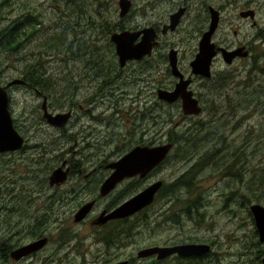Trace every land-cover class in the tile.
<instances>
[{
  "label": "rangeland",
  "instance_id": "obj_1",
  "mask_svg": "<svg viewBox=\"0 0 264 264\" xmlns=\"http://www.w3.org/2000/svg\"><path fill=\"white\" fill-rule=\"evenodd\" d=\"M38 1L29 0L30 12L37 17L43 15L39 24L41 27L36 34L30 36L26 41V45L29 47L16 51V47H7L5 46L6 40L0 39V80L3 86L7 82H13L14 79H21L22 77L30 84L28 88H14L10 95L11 110L8 105L13 125L16 122L19 129L25 130L29 134L25 152L0 158V236L2 235L0 264H16L11 259L9 262L2 256L1 241L2 243L6 242L2 228L12 227L11 235H14L18 233L14 227L17 224L18 227H26L29 233L32 232L36 225L46 220L43 215L35 217L31 213L39 208H41L40 213H48L49 218H51L50 221H55L56 225H59L58 230L52 232V245L49 248L48 256L54 253L53 249L61 248L63 240L60 237L63 235L66 237V241L63 242L66 243L64 250L67 254L61 258L53 255V259L67 262V264H107L105 263L106 259L101 256L104 251L99 252L103 246L96 242L98 233L87 225L74 223V220L75 222L81 221H76V215L80 211L73 215L74 218L71 215L74 209L86 198V195L78 189H76L77 194L73 195L72 189L67 186L54 191L48 185V178L53 173L50 169L55 165L57 159H54L51 154L41 153L34 147V143H38L41 137L34 133L32 127L33 120L30 114H34L37 108L34 105V92L31 87L36 84V79L39 78L40 73L43 82L52 84V89H58L55 84L66 81L83 89L80 83L77 84L79 70L83 74H87L91 70L96 72L100 69L110 68V75H112L114 52L108 41L109 32L121 29L132 16L137 22L156 21L157 15L162 14L163 17L167 15L162 9L163 6L168 7L171 4L166 1L161 4L159 3L160 0H129L131 2L129 13L127 12L123 17H120V0H56V3L55 0H48L45 5L41 6L40 14H38L39 9L34 3ZM214 1H217L216 4L219 7L222 6L224 10L223 19L218 17L219 26L221 25L222 29L219 28L218 39L214 43L218 45L221 42L223 44V41L219 39L223 34H227L228 42L240 41L247 45L248 49L253 51V58L249 60L240 58L233 62V65L223 63V68L226 67L225 76L221 78L216 76L210 84L211 87L206 91L207 99H209L215 90V86H218L221 88L220 95L212 97L204 113L196 118L182 121L180 114L163 113L155 101L152 108L140 107L138 111L132 112L135 118L132 117L130 124L137 135L143 130H148V132L155 134V138H161L160 144L164 143L165 146L168 139L170 143H174V150L170 153L169 161L160 169L164 181L170 179V182H167L170 185L167 192L171 193L176 188L181 189L178 186L172 187L173 179L183 174L189 166L182 168L177 165L183 164L188 157H194L195 154L201 155L202 141L210 142L209 145L202 148V152L205 151L204 149L210 148L216 150L213 151V159L217 158L214 163L217 168L221 166L220 171L229 176L226 180L229 184L228 188H225L224 182H220L221 176L220 174L217 175V169L210 166L206 175L201 177L202 173H199V170L203 161L198 159L196 163H189L193 167L189 169L186 178L181 181L185 187L178 197L180 201H176L177 198L171 196L170 203L164 207V216L162 217H158V214L152 216V219L146 216H150L158 203L150 207L147 213L139 214L134 221L135 231L130 237L133 244L118 251L110 250V254L114 253L113 262L126 260L129 261V264H149L150 262L142 263V259H138L137 254L150 245H162L167 236L170 242L179 239L187 243L203 237H217L215 252L212 253L214 255L205 264H260L257 256L261 247L263 248L261 260L264 257V245L261 246L258 238L254 235V229L256 230L254 219L252 214L250 217L247 212L250 203L238 196L233 199L231 205H227V209L230 207L233 210L231 219H228L230 216L228 214L227 218L222 220L218 218L210 222V218L206 215L197 221L202 232H195L194 227L191 228L186 221L185 228H174L171 232L166 228L161 230V224L159 226H152L151 224V222L157 224L166 216H169L168 219H172L175 223H180L182 218H187L193 214L196 217H203L207 214L209 210L203 209L200 213L202 214L204 211L205 214L199 215V208L196 205L200 202L199 181L209 179L211 176H217L219 179V182H210L209 185H204L205 189H213L218 183L217 191L208 194L212 203L214 202L213 211L221 207V200H217L219 193L226 196L232 189L236 196L240 192H246L244 185H247L246 183L250 180L254 182L252 186L255 188V198L251 204H259L264 207V188L257 187V183L264 186V151H259L260 148L264 149V70L258 69V66L264 69V5L259 7L260 17L258 21L261 22V26L258 25V28L254 29L255 25H252L251 19L253 16L248 15L249 19H241L237 14L239 8H243V6L248 8V3L239 0L238 4L230 7L227 0ZM256 2L264 4V0H250L251 7ZM57 13L64 17L74 18L81 15L67 23L65 19H62V16L57 18ZM18 15V0L12 4L10 0H0V32L9 22L16 20ZM50 22L58 25V27L50 25ZM196 22V18L192 16L187 21V25L193 28ZM144 28L147 27H142V29ZM126 29L127 25L125 31ZM178 31L179 33L172 34L173 36L166 41L174 49L180 48L183 66L185 60L187 65L197 53L198 40L196 37L184 36L182 29ZM234 31H237V37L232 35ZM80 34H85V40L81 36H77ZM74 35H76V40L72 41ZM246 40L249 41L245 42ZM83 55L86 57L78 60L79 56ZM157 57L160 60L161 55ZM99 61H101L100 64ZM253 65L255 66L253 67ZM216 69H213V72H219ZM162 71H165L164 67ZM161 74L154 67L155 80ZM110 75H107L106 78ZM228 80H231L229 84ZM84 92L86 94V91ZM67 93H69L67 90H58L57 97L60 99ZM233 104L235 105L232 108ZM179 109L182 110L181 105ZM105 110L108 111L109 109ZM120 113L122 112L115 116H120ZM153 114L158 115L160 119L158 116L153 118ZM138 122L142 123L140 127L136 126ZM220 137H226V142L223 139L220 140ZM247 137L248 141L245 139ZM248 143H250L251 148ZM246 144L252 153L250 160L247 157L248 152L241 150L245 148L244 145ZM169 145L171 144L166 146ZM59 146L60 143L58 142L54 147ZM234 148L240 149L233 150ZM49 157L52 158L50 164L44 165ZM68 157L67 155L63 156L64 159ZM241 161L243 162L242 166ZM240 166L245 172H243L242 179H237L234 176H240V173L237 172V168ZM136 188L135 186L131 187L124 195L136 191ZM140 188L141 185L137 190ZM213 192L218 193L216 195ZM15 193L19 194L21 198L20 196L14 198ZM57 196H61L62 200L59 205L54 203L55 213L51 215L50 208L44 209L47 206V201L42 200L49 197L53 201ZM34 197H36V202L27 211L26 202L29 199H34ZM13 199L15 202L12 201ZM174 212L182 215L181 218L175 217ZM222 215L225 216L226 212ZM171 225L172 223H169L168 227ZM61 230L64 231L60 232ZM234 238L237 241H234ZM236 260L238 261L236 262ZM34 264L42 263L36 262ZM198 264L203 263L198 262Z\"/></svg>",
  "mask_w": 264,
  "mask_h": 264
},
{
  "label": "flooded vegetation",
  "instance_id": "obj_2",
  "mask_svg": "<svg viewBox=\"0 0 264 264\" xmlns=\"http://www.w3.org/2000/svg\"><path fill=\"white\" fill-rule=\"evenodd\" d=\"M14 1L15 0H10L11 4ZM47 1L48 0H39L38 2H34L39 9L38 14L41 13V6L45 5ZM165 1L171 5H168V7L165 5L163 6L162 9L167 14L164 17L162 14H159L156 16V21L137 22L132 16V18L125 23V26L127 25L126 31L125 26H122L121 29L112 30L109 32L108 41L112 46V51L114 52V66L112 67V75H110V68L105 70L100 69L96 72L91 70V72L89 71L87 74H83L79 70L77 74V84L80 83L83 86V89H81L76 84L69 83V81L55 84L58 89H52V84L44 83L41 77L42 74L40 73L39 78L36 79V84L31 87L33 88L32 91L34 92V105L37 108L34 114H30L31 119L33 120L32 127L34 133L39 134L41 137L38 143H34V147L41 153L53 155L54 159L57 160L55 165L50 169L51 172L60 169L61 173L66 177L65 180L60 184L55 182L53 185L50 184L48 178V185L50 189L54 191L67 186L72 189L71 193L73 195L77 194L76 189L81 190V193L86 195V198L74 209L71 215L74 218L73 215L84 205L91 204V209L85 218H83V220L80 222H75L74 220V223H77L76 225H87L89 228L98 233L96 242L103 246V249L99 250V252L104 251L101 256L106 259L105 263L107 264H129V261L126 260L113 262L112 259L114 257V253L110 254V250L118 251L128 245L133 244V241L130 237L135 231L134 221L139 214L147 213L150 207L158 203L155 209L151 212L150 216H146L150 219H152V216L157 214L158 217H162L164 216V207L170 203L171 196H175L177 198L176 201H180L178 197L180 196V192H183L185 187L181 181L186 178L189 169L193 167V165H190L189 163H196L198 159H200V161H203V165L199 170V173H202L201 177L205 176L207 169H210V166H212L213 168L217 169V175L220 174V182H224L225 188H228L229 185L226 182L229 176L226 175V173H223V171H220L222 169L221 166L217 168L216 164L214 163L217 161V158L213 159V151L216 150L210 148L204 149L205 151L202 152V148H200L201 155L195 154L194 157H188L183 164L177 165L181 166L182 168L189 166L186 171L183 172V174L178 175L173 179L174 184L172 187H177L180 183L179 185L182 186L181 189L176 188L171 193L167 192L168 187L170 186L167 182H170V179L164 181L163 173L160 169L169 161L170 153L172 150H174V143H170V140L168 139L165 146L172 144V147L169 148L165 157L153 168L148 171L145 170L146 172L144 171L132 176H124L114 185L110 191L105 194L101 192V188L105 182L114 176L116 164L121 162L131 152L136 149H139L140 151H148L164 146V143H159L161 142V138H155V134L148 132V130H143L139 135H137L135 129H133L132 125L130 124L132 117L135 118L132 112L138 111L140 107L152 108L153 102L156 101L157 106L162 110L163 113L174 112L176 114H180V120L182 121L196 118L197 116L204 113V110L208 106V102L212 97H217L220 95L221 88L218 86H215V90L210 95L209 99H207L208 94L206 91L209 90V87H211L210 84H212L216 76L220 78L225 76L226 67L223 68V63L226 62L223 58L221 50H225L227 52H237L236 56L228 65L236 62L240 58L247 60L253 58V51L248 49L247 45H244V43H241L240 41L228 42L226 39L227 34H223L219 39L223 41V44L221 42H219L218 45L214 43V41L218 39L217 35L219 28L222 29V26H219L218 22L219 27L217 26L210 41L211 44L214 45L215 53V56H213L210 62V74L207 77L193 74L191 63L199 52V42L201 39H203L202 37L204 34L209 30L212 14L217 13L218 16L223 19V7H219L216 4L217 1L214 0H160L159 3L163 4ZM241 1L248 3V8H246V6L239 8L237 12L238 17L241 19H249L250 17H243L241 13L251 12L250 14L253 16L251 18L253 21L252 25H255L254 29H257L258 25L261 26V22L258 21V18L260 17L259 7L264 4L256 2L254 3L253 7H251L250 0ZM18 2L19 15L17 19L9 22L0 32V35L6 30H13V32L17 33V43L10 46L16 47V51L28 46L26 45V41L30 36L36 34L37 30L41 27L39 24L43 18V15L37 17L34 13L30 12L29 0H18ZM227 3L230 7H232L233 5L238 4L239 0H227ZM179 12H181V14L179 16L178 24L175 28H171V20H175V14ZM59 16H62V19H65L67 23L79 17H64L60 13H57L56 17L58 18ZM192 16L193 18H196L197 22L194 24L193 28H190V26L187 25V21L191 19ZM49 24L58 27V25H55L53 22H50ZM144 26L147 28L142 29ZM181 29L183 30L182 32L184 36L191 38L196 37L198 40L197 53L194 55L192 60L187 63V65L185 60L183 66L181 63L182 55L180 48L174 49V47H171L172 45L166 41V39L173 36L172 34L179 33L178 30ZM124 32H128L130 34V36H128V40L134 41V45L140 43L143 40V42L148 45L147 48H151V51L149 54H144L138 59L127 60L125 64L121 66L119 56L116 54V46L112 41V35L121 34ZM232 35L237 37V31H234ZM77 36H81V38L85 40V34H80ZM75 40L76 35H74L72 38V41ZM247 41L249 40H246L245 42ZM145 51L142 53H145ZM171 51L176 52L177 67L180 73V76L178 77L174 76L170 70L169 54ZM158 55H161V57H159L160 60L157 57ZM243 55L246 56L243 57ZM84 57L86 56H79L78 60ZM98 63L100 64L101 61ZM218 66H220V68H218ZM254 66L255 65H253V67ZM154 67H156L159 73H162L156 80L154 78ZM163 67L165 68V71H162ZM213 69H216V71L219 72H213ZM258 69L264 70L260 66H258ZM107 75L110 76L106 78ZM15 80L19 81V83L10 85V81L7 82L5 86H3L0 80L4 89L6 88L5 91L9 96V107L12 103L10 95L14 88L30 87V84L24 77L21 79H14V81ZM185 81L188 82V85L186 86V92L191 94V98L196 101L197 106L200 109L197 115H186L184 114L183 109L181 110L182 112L180 111V105L182 108V98H180V96L171 103L161 100L158 96L159 92H174L177 87V83ZM230 82L231 80H228V84ZM58 90H67L69 93L60 97L59 99L57 97ZM83 90L86 91V94ZM228 96H230V93H228ZM234 105L235 104L232 105V108ZM105 109L109 110L106 111ZM119 112H122L120 113V116H115ZM156 114L152 115L153 118L158 116ZM47 115L51 117L60 116L63 118L62 121L65 119L66 122H64L62 126L51 125L48 123L49 119L46 117ZM158 119H160L159 116ZM141 125V122L136 123L137 127H140ZM13 126L23 138L24 147L16 151L0 152V158L14 154H20L26 151L25 146H27L29 133L25 130L19 129L18 125H16V122ZM62 140L64 142L63 144ZM58 142L60 143V146L54 147ZM236 149L240 148H234L233 150ZM241 150H246L248 152L247 157L250 160V148L247 147ZM64 155L69 157L64 159ZM51 160V157L47 158L44 165L50 164ZM240 164L242 166L243 162L241 161ZM241 166L237 169L239 170V168H241L243 172H245ZM210 182L216 183L219 182V179L217 176H211L209 179L206 178L204 181H199L200 202L198 205H196V207L199 208V215L205 214L204 211L202 214L200 213V211L203 209L209 210L207 214L203 215V217H196L193 214L187 218H182L180 223H175L172 219H168L169 216H166L158 221L157 224L151 222L152 226H159L161 224V230L166 228V230L171 232L174 230V228H185L187 223L190 224L191 228L194 227L193 230L195 232H202V228L199 226L197 221L203 219L206 217V215H208L207 217L210 218V222L218 218L221 220L223 218H227L228 214H230L228 219H231L233 210L230 207L227 209V205H231L233 199L237 196L246 199L247 203H250L247 208V212L250 217V207L252 205H259L251 204L255 198V188L253 186H248V183H246L247 185H244L246 192H240L236 196L234 195V191L232 189L226 196L223 193H219L217 200H221V207L213 211L214 202L212 203L208 194L212 193V191H217L218 183L213 189H205L204 185H209ZM140 185L141 188L137 190ZM134 186L137 187L136 191L124 195V193H127L128 189ZM155 186H157L156 191L148 205L141 208L139 211L135 212L129 217L111 218L113 212L121 205L130 201L131 199L137 198L146 190L148 191L149 189H153ZM221 190L224 191V189ZM213 193L217 195L218 192ZM16 196L18 197L20 195L15 193L14 198ZM35 199L36 197H34V199L27 200V211H29L31 205L36 202ZM45 200L47 201V206H45L44 209L50 208V214L54 215V203L59 205L61 203L62 197L57 196L55 199H53V201L47 197L42 201ZM12 201L15 202V199ZM40 209L41 208L35 209L31 213L35 217L43 215L46 217V220L43 223L36 225L32 229V232L29 233L26 227H18L17 224H15L14 227H16L15 230L16 233H18L14 235H11L12 227L7 226L2 228V232L5 233L6 241L4 243L1 241L2 256L9 262L11 259L16 264H34L36 262H40L42 264H67V262L57 261L56 259L52 258L53 255L57 257L60 256L61 258L64 254H67L64 250L66 243L63 242L66 241V237L63 235L60 237L61 240H63L61 242V248L53 249L54 253L48 256V253L50 252L49 248L52 245V232L58 230L59 225H56L55 221H50L51 218H49L50 215L48 213H40ZM225 212V216H220ZM173 215L179 219L182 216L175 212ZM169 223H172L170 227H168ZM62 231L64 230H61L60 232ZM254 235L258 238L259 244L261 246L264 245V242H260L258 233L255 229ZM166 238L167 239H164V243L162 245L153 244L150 245V247L144 249L157 250L158 248L162 250H157L147 257H139L138 255L141 252L140 251L137 254V258L142 259V263L150 262L149 264H198V262L205 264L208 263L210 258L214 255L212 253L215 252L214 247L215 241L217 239V237H203L202 239H197L187 243L186 241L179 239L170 242V240H168L169 237L167 236ZM0 240H2V235L0 236ZM41 240H45V245L39 248V250L22 255L15 253ZM235 240L236 239L234 238V241ZM183 245H204L207 246L209 250L200 257L186 258H181L177 256V254L167 255L165 253L166 250ZM259 254L260 258L257 257V259L259 260L260 264H263V260H261L263 255L262 247ZM237 261L238 260H236V262Z\"/></svg>",
  "mask_w": 264,
  "mask_h": 264
},
{
  "label": "water",
  "instance_id": "obj_3",
  "mask_svg": "<svg viewBox=\"0 0 264 264\" xmlns=\"http://www.w3.org/2000/svg\"><path fill=\"white\" fill-rule=\"evenodd\" d=\"M120 9V17H123L125 13L129 11L131 8V2L129 0H120L119 2ZM181 11V10H180ZM251 12L241 13L243 17H248L250 15L252 17ZM181 12L175 14V20H171L170 27L175 28L178 24L179 16ZM218 14H212L211 23L209 26L208 32L204 34L199 42V52L196 55L195 59L191 63L192 73L195 75H203L209 76L210 74V62L214 53V45L211 44V37L214 34L219 18ZM173 18V17H172ZM128 36L130 34L128 32H124L121 34L112 35V41L116 46V54L119 56L120 64L123 66L127 60L138 59L144 54H149L151 48H147L143 40L134 45V41L128 40ZM133 36V35H132ZM147 41V40H146ZM131 42V43H130ZM147 49V50H146ZM146 50V51H145ZM145 53H142L144 52ZM223 54V58L227 64L231 62V60L236 56L237 52H227L225 50H221ZM139 56V57H138ZM246 55H243V57ZM169 65L171 72L174 76H180L177 60H176V52L171 51L169 54ZM19 83V81L15 80L10 83V85H14ZM188 82H179L177 83V87L172 93L159 92L158 96L161 100H165L169 103L175 101L179 96L182 98V109L184 114L186 115H197L199 113V108L195 100L191 98V94L186 92V86ZM6 89V88H5ZM4 87L0 86V152L5 151H16L20 150L24 147V140L18 134V132L13 127V121L11 115L8 111V95L5 91ZM48 119V123L55 126H62L66 120L61 118L60 116L51 117L49 115L46 116ZM172 145L163 146L160 148H155L148 151H140L139 149L134 150L129 155H127L121 162L116 164L115 174L112 178L107 180L105 184L101 188V192L103 194L110 191L114 185L119 182L121 178L124 176H132L134 174L142 173L145 170L148 171L153 168L156 164H158L168 153L169 148ZM126 171V172H125ZM145 171V172H146ZM125 173V174H124ZM123 174V175H122ZM121 176V177H120ZM65 175L61 173L60 169L53 171L51 176L49 177L50 184L53 185L56 183L60 184L65 180ZM159 186V185H157ZM157 186L153 189L146 190L143 194L139 195L135 199H131L130 201L121 205L117 210H115L112 214L111 218H123L129 217L135 212L139 211L141 208L148 205L152 197L156 191ZM91 209V204L84 206L80 212L76 215V221H80L88 214ZM251 214L254 219L255 227L258 233V237L260 242H264V208L260 205H252L250 207ZM109 217V216H108ZM45 245V240L38 241L31 246H27L22 250H19L15 253L20 255L28 254L30 252H34L39 250L42 246ZM157 250H162L158 249ZM157 250H143L139 253V257H147ZM208 247L204 245H183L175 248H171L166 250L165 253L168 255L177 254V256L181 258L186 257H200L203 254L208 252ZM14 256V255H13ZM264 264V257L262 259ZM125 264V263H120Z\"/></svg>",
  "mask_w": 264,
  "mask_h": 264
},
{
  "label": "trees",
  "instance_id": "obj_4",
  "mask_svg": "<svg viewBox=\"0 0 264 264\" xmlns=\"http://www.w3.org/2000/svg\"><path fill=\"white\" fill-rule=\"evenodd\" d=\"M17 33L16 32H13V30H6V31H4L1 35H0V38H3L4 40H6V42H5V45L7 46V47H9V46H11V45H15L16 43H17ZM201 131V130H200ZM221 139H223V140H225V142H226V137H220V140ZM245 139H247V141H248V137L247 138H245ZM244 139V140H245ZM193 140H194V138H193ZM210 144V142H204V141H202V148L203 147H205V146H207V145H209ZM248 146L250 147V143H248ZM244 147L245 148H247V144L246 145H244ZM251 148V147H250ZM259 151H264V149L263 148H260V150ZM254 153H257V152H254ZM249 157L251 158L252 157V153L249 151ZM238 173H240V176H238V177H236V176H234L235 178H238V179H242V175H243V170L241 169V168H239V170L237 171ZM258 177V176H257ZM256 177V178H257ZM256 178H254V180H256ZM248 183V186H252V184L254 183L252 180H250L249 182H247ZM179 186V185H178ZM257 187H262V188H264V186L263 185H261V184H259V183H257ZM257 257H259L260 258V254H258V256Z\"/></svg>",
  "mask_w": 264,
  "mask_h": 264
},
{
  "label": "bare ground",
  "instance_id": "obj_5",
  "mask_svg": "<svg viewBox=\"0 0 264 264\" xmlns=\"http://www.w3.org/2000/svg\"><path fill=\"white\" fill-rule=\"evenodd\" d=\"M90 70H91V69H90ZM32 71H33V70H32ZM90 72H91V71H90ZM31 76H32V75H31ZM181 187H182L181 185L178 186V188H181ZM174 188H175V187H174ZM222 216H223V215H222Z\"/></svg>",
  "mask_w": 264,
  "mask_h": 264
}]
</instances>
